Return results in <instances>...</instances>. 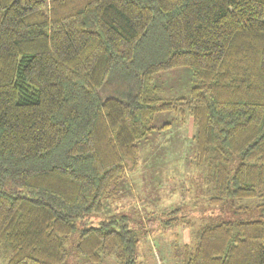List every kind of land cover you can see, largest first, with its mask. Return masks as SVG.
I'll use <instances>...</instances> for the list:
<instances>
[{
	"label": "trees",
	"instance_id": "obj_1",
	"mask_svg": "<svg viewBox=\"0 0 264 264\" xmlns=\"http://www.w3.org/2000/svg\"><path fill=\"white\" fill-rule=\"evenodd\" d=\"M184 67L189 95L162 97L155 78ZM109 82L119 90L103 98ZM180 110L212 203L254 200L239 210L259 214L206 226L183 264H264V0H0L8 264H136L129 218L91 219L170 126L157 117Z\"/></svg>",
	"mask_w": 264,
	"mask_h": 264
},
{
	"label": "rangeland",
	"instance_id": "obj_2",
	"mask_svg": "<svg viewBox=\"0 0 264 264\" xmlns=\"http://www.w3.org/2000/svg\"><path fill=\"white\" fill-rule=\"evenodd\" d=\"M171 73L155 78L154 84L162 88L161 96L168 99L188 96L195 83L192 71L184 67ZM115 84L109 82L101 96L106 98L118 91ZM165 123L170 126L140 144L137 164L118 185L120 194L116 202L106 203L104 213L91 219L97 224L109 217L126 215L129 228L138 236L136 264H183L206 226L259 218L254 209L239 210L248 208L254 200L212 203L213 190L203 181V171L193 165L197 128L191 113L180 110L159 115L155 126ZM0 264H8L2 249ZM67 264L94 263L73 256ZM103 264L120 262L112 255Z\"/></svg>",
	"mask_w": 264,
	"mask_h": 264
}]
</instances>
